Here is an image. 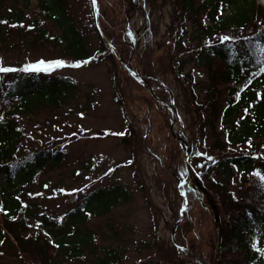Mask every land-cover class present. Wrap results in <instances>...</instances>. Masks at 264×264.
Here are the masks:
<instances>
[{
	"label": "trees",
	"instance_id": "16d2710c",
	"mask_svg": "<svg viewBox=\"0 0 264 264\" xmlns=\"http://www.w3.org/2000/svg\"><path fill=\"white\" fill-rule=\"evenodd\" d=\"M175 1L181 11L178 30L170 40L172 49L178 51L175 69L189 87L196 130L203 143V151H194L187 144L191 176L190 184L184 187L187 207L175 229V241L190 251L187 264H264V238L260 241L257 237L264 224V171L258 167L251 177H238L245 188L240 193L229 187L234 184L235 173L238 176L254 166V155L247 151L264 141V0ZM96 3L102 33L94 20L92 27L102 46L99 51L113 54L109 47L112 43L129 63L137 45L124 4L121 0ZM36 8L42 19L0 15V50L38 43L58 47L74 62L96 56L97 52H89L65 0H37ZM43 20H48L57 33L50 32ZM188 23L194 26V37L188 40L202 43L184 48ZM250 25L256 30L249 36L223 35L210 40L228 30L245 31ZM181 54L183 57L178 56ZM191 63L195 66L184 73L182 68ZM194 68H204V77L197 76L205 79H196ZM144 78L152 85L150 77ZM17 81L0 91V247L13 249L20 264H61L63 260L82 259H86L83 264L121 263L124 254L120 247L99 245L95 233L82 225L88 216L101 215L129 201L131 191L124 185L88 192L64 219L47 216L17 198L18 188L30 183L43 166L63 159V151L52 144L27 148L23 142L27 133L18 118L63 103L74 88L68 78L38 72H20ZM135 83L143 87L141 82ZM154 91L155 96L160 92ZM147 93L153 101L154 95ZM171 140L174 152L170 156L178 164L174 169L177 178L184 173L185 153L177 139L172 136ZM63 194L73 196L75 192ZM32 222L36 223L33 230ZM153 240L142 241L139 247L152 248ZM174 248L183 254V250Z\"/></svg>",
	"mask_w": 264,
	"mask_h": 264
},
{
	"label": "rangeland",
	"instance_id": "374dc122",
	"mask_svg": "<svg viewBox=\"0 0 264 264\" xmlns=\"http://www.w3.org/2000/svg\"><path fill=\"white\" fill-rule=\"evenodd\" d=\"M121 1L137 45L128 64L139 75L150 77L153 94L154 90L160 91L156 98L174 108L173 127L171 121L175 116L168 112L167 106L156 99L150 100L147 89L135 83L115 54L99 51L102 46L92 27L90 1L65 0L89 52L92 55L97 52L96 56L74 62L58 47L38 43L0 50V68L13 69L0 72V91L17 81L18 73L33 71L68 78L74 86L63 103L42 107L18 118L17 122L27 133L23 141L27 148L52 144L63 151V159L57 164L43 166L30 183L18 188L16 196L23 205H34L47 216L64 219L69 210L81 204L88 192L120 183L131 191L129 201L101 215L88 216L82 226L95 233L99 245L114 244L123 250L124 257L119 264H187V254L178 253L170 239L183 203L179 192L187 185L183 182L178 187L174 176L178 164L170 156L174 152L171 129L182 135L194 151H203V143L196 130L189 87L183 84V78L175 69L178 51L172 49L170 42L178 30L181 11L175 0ZM36 5L37 0H0V15L42 19ZM43 24L50 32L57 33L48 20H43ZM193 29L188 23L184 48L202 43L188 40L194 37ZM255 30L256 26L250 25L245 31L228 30L210 40L216 41L223 35L245 37ZM178 56L183 57L182 54ZM194 66L191 63L182 70L186 73ZM34 67L38 70H32ZM193 70L194 77H204V68ZM196 79L205 78L197 76ZM15 83L20 86L21 82ZM258 143L261 144L247 151L254 155V166L238 176L235 173L234 184L229 185L237 193L245 189L238 177H251L253 169L258 167L264 171V141ZM31 225L33 230L36 223ZM257 234L263 241L264 224ZM152 238L155 243L152 248L139 247L142 241ZM204 249V255H209ZM85 261L63 260L61 264H83ZM0 264H20V261L13 249L3 246L0 247Z\"/></svg>",
	"mask_w": 264,
	"mask_h": 264
},
{
	"label": "water",
	"instance_id": "95a60500",
	"mask_svg": "<svg viewBox=\"0 0 264 264\" xmlns=\"http://www.w3.org/2000/svg\"><path fill=\"white\" fill-rule=\"evenodd\" d=\"M94 9H95V14H94V17H95V23H96V26L97 28H99V23H98V11H97V7L94 6ZM111 48H113V45H111ZM121 61V59H120ZM122 62V61H121ZM124 65V64H123ZM125 69L127 70V72L135 79V80H141V81H144V79L142 77H140L139 75H137V73H135L130 67H127L125 66ZM150 91V90H149ZM170 108H172L170 106ZM186 162V161H185ZM186 175H187V172H186ZM182 196H183V199L185 201V195L184 193H182ZM186 207V201H185V204L184 206L180 209V216H179V219L181 218V215H182V211L183 209H185ZM178 221L174 224L173 228H172V231H171V241L174 243V238H173V234H174V229L177 225ZM178 246V245H177ZM180 247V246H178ZM181 248V247H180ZM183 249H185V247H183Z\"/></svg>",
	"mask_w": 264,
	"mask_h": 264
},
{
	"label": "snow or ice",
	"instance_id": "6c2138e0",
	"mask_svg": "<svg viewBox=\"0 0 264 264\" xmlns=\"http://www.w3.org/2000/svg\"><path fill=\"white\" fill-rule=\"evenodd\" d=\"M93 4H95V0H93ZM44 62H41V64H43ZM28 70V69H26ZM32 70H38V68L34 67L32 68ZM6 71H13V69H6V68H0V72H6ZM0 243H2V241H0Z\"/></svg>",
	"mask_w": 264,
	"mask_h": 264
}]
</instances>
